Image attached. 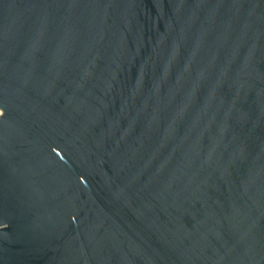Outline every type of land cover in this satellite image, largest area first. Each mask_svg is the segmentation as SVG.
<instances>
[{"label":"water","instance_id":"95a60500","mask_svg":"<svg viewBox=\"0 0 264 264\" xmlns=\"http://www.w3.org/2000/svg\"><path fill=\"white\" fill-rule=\"evenodd\" d=\"M0 264H264V0H0Z\"/></svg>","mask_w":264,"mask_h":264},{"label":"built area","instance_id":"2783aa9c","mask_svg":"<svg viewBox=\"0 0 264 264\" xmlns=\"http://www.w3.org/2000/svg\"><path fill=\"white\" fill-rule=\"evenodd\" d=\"M0 113H1V110H0Z\"/></svg>","mask_w":264,"mask_h":264}]
</instances>
